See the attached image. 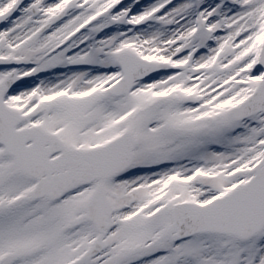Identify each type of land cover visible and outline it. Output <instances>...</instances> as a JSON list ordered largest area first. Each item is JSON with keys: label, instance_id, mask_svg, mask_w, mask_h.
<instances>
[{"label": "snow or ice", "instance_id": "1", "mask_svg": "<svg viewBox=\"0 0 264 264\" xmlns=\"http://www.w3.org/2000/svg\"><path fill=\"white\" fill-rule=\"evenodd\" d=\"M0 264H264V0H0Z\"/></svg>", "mask_w": 264, "mask_h": 264}]
</instances>
